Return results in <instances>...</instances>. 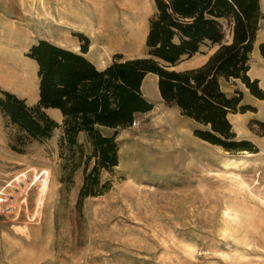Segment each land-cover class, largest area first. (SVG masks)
I'll list each match as a JSON object with an SVG mask.
<instances>
[{
    "label": "rangeland",
    "instance_id": "374dc122",
    "mask_svg": "<svg viewBox=\"0 0 264 264\" xmlns=\"http://www.w3.org/2000/svg\"><path fill=\"white\" fill-rule=\"evenodd\" d=\"M76 1L0 0V88L37 101V68L26 52L39 39L80 51L86 41L74 22ZM84 5L94 21L86 28L88 57L97 66L115 53L121 60L147 55L153 0ZM93 7H100L102 25L95 24ZM263 31L264 17L249 74L258 76L264 91ZM99 33L110 41L98 40ZM215 47L202 45L201 52ZM221 87L228 95L241 94L239 104L247 108L228 117L237 138L251 141L256 151L247 155L201 139L194 134L197 123L160 101L118 128V164L101 169L103 192L80 206L85 167L93 165L85 136L70 146L61 142L59 126L47 139H31L0 111V185L21 170L43 171L28 190L37 221L0 215V264H264V97L240 79H221ZM166 114L181 119L191 146L173 143L176 135L162 121Z\"/></svg>",
    "mask_w": 264,
    "mask_h": 264
},
{
    "label": "trees",
    "instance_id": "16d2710c",
    "mask_svg": "<svg viewBox=\"0 0 264 264\" xmlns=\"http://www.w3.org/2000/svg\"><path fill=\"white\" fill-rule=\"evenodd\" d=\"M154 7L146 56L121 60L122 55L115 53L100 69L85 55V35L80 51L39 39L26 52L37 63L38 101L29 104L25 97L0 88V111L29 138L47 139L61 126V142L74 146L84 133L91 147L87 160L93 158V165L85 167L78 206L85 197L103 192L101 169L112 170L118 164V128L132 125L137 113L153 108L141 90L148 72L157 74L164 102L197 123L196 136L226 150L256 151L251 141L237 138L228 117L247 105L239 104L241 94L228 95L221 79H240L251 93L264 97L258 78L249 74L250 54L264 17L260 0H154ZM202 45H216L203 64L173 68ZM259 50L264 56V41ZM46 107L61 110V124L45 112ZM101 127L113 132L104 133Z\"/></svg>",
    "mask_w": 264,
    "mask_h": 264
},
{
    "label": "crops",
    "instance_id": "0c3cea01",
    "mask_svg": "<svg viewBox=\"0 0 264 264\" xmlns=\"http://www.w3.org/2000/svg\"><path fill=\"white\" fill-rule=\"evenodd\" d=\"M95 1L96 0H93V2H95ZM88 6H89V4H88ZM88 6L87 5H84V0H77L76 1V10H75L76 17H75V21L74 22H75V25H77L79 28H81V32H83L85 35L87 34L86 33V28L88 26H90L91 24L92 25L94 24V21L92 22L91 19H90L91 17H90V13H89ZM261 8L264 9V0H261ZM153 9H155V7H154V0H153ZM153 12H154V10H153ZM91 16H92V18L94 20H97L95 24H98V25H102L103 24L102 23V12H101L100 7H97V8H94L93 7V10L91 11ZM88 22H89V24H88ZM148 26H149V19H148V22L146 23V35H147V32H148ZM263 32H261L259 34V38H262L264 36ZM108 34H110V33L107 32V35ZM86 36H88V35H86ZM97 36H98L97 37L98 40H102V41H104V40H107L108 41L109 40V39H106L104 37H100V33L97 34ZM262 41H263V39H261L259 42H262ZM70 49H73V48H70ZM73 50H75V49H73ZM213 50L214 49L209 50V52H201L202 51V46H201L200 49H199V51H197L196 53H194L190 57H183L179 62H177V64L175 66H173V68L178 69V70H181V69H187V68H193V67L199 66V65L203 64L208 59L209 55L213 52ZM89 51L90 50L87 49V51L85 52V55L87 57H88V52ZM197 58H199L198 61H194ZM30 60L33 62L34 67L37 68L36 61L34 59H31V58H30ZM91 61L94 62L93 60H91ZM94 64L96 65L95 62H94ZM107 64L102 65V66H97V65L96 66L101 69V68H104ZM181 64H183V65H181ZM180 65L182 67L177 68ZM256 77L258 78L257 75H256ZM148 81H151L150 84H148ZM141 90H142L143 95L150 102L153 103V108H154V106H155V104L157 102H160V101L164 102V100L162 99V97L160 95L159 89H158V76H157V74L152 73V72H148L144 76V78L142 80ZM35 92H36V98L35 99H37V101H38V98H39L38 89ZM24 95L25 94H23L22 97ZM36 102H34V103H36ZM34 103L32 102V104H34ZM29 104H31V103H29ZM172 106H174L180 112V109L176 105H172ZM44 110H45V112L49 116H51L59 124L62 123L63 114H62V112H61V110L59 108H56V107H46V108H44ZM151 110H149V111H151ZM149 111H146V112H149ZM146 112H140V113H137L136 115H138V114L139 115L140 114H144ZM182 116L185 117V118H187V119H189V120L194 121L193 119H191V118H189L187 116H184V115H182ZM137 120H139V124H141V119L140 118H137ZM162 121H163V123L167 124L168 129H169V132L171 134H173V133L176 134V131L175 130H178V127L182 128V130H183L182 121H181V119H179L176 116H171L169 114H166V117ZM178 125H180V126H178ZM183 134H185V136L189 138V136L185 133L184 130H183ZM80 135L85 136L84 133H80ZM189 140H190V138H189Z\"/></svg>",
    "mask_w": 264,
    "mask_h": 264
},
{
    "label": "built area",
    "instance_id": "2783aa9c",
    "mask_svg": "<svg viewBox=\"0 0 264 264\" xmlns=\"http://www.w3.org/2000/svg\"><path fill=\"white\" fill-rule=\"evenodd\" d=\"M135 122V120H134ZM43 171L21 170L0 185V215L18 219L24 216L27 221L38 219L37 206L33 210L28 207V190Z\"/></svg>",
    "mask_w": 264,
    "mask_h": 264
},
{
    "label": "bare ground",
    "instance_id": "6f19581e",
    "mask_svg": "<svg viewBox=\"0 0 264 264\" xmlns=\"http://www.w3.org/2000/svg\"><path fill=\"white\" fill-rule=\"evenodd\" d=\"M264 34V32H263ZM1 65V64H0ZM4 68V66H2ZM8 74V73H6ZM8 76V75H7ZM166 117V116H165ZM168 118V117H167ZM180 126V125H178ZM173 127V126H172ZM176 131V134H174L176 140L173 142V143H176L178 145H182V146H185V148H188V145L191 146V141L189 140L188 137L185 136V134H183V130L182 128L178 127V130H175ZM181 149V148H180ZM246 152L247 155H250V152L244 150ZM204 154V153H203ZM227 163V162H226Z\"/></svg>",
    "mask_w": 264,
    "mask_h": 264
}]
</instances>
